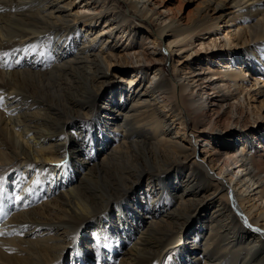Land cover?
I'll list each match as a JSON object with an SVG mask.
<instances>
[{
	"label": "bare ground",
	"instance_id": "6f19581e",
	"mask_svg": "<svg viewBox=\"0 0 264 264\" xmlns=\"http://www.w3.org/2000/svg\"><path fill=\"white\" fill-rule=\"evenodd\" d=\"M188 1L0 0V264H264V0Z\"/></svg>",
	"mask_w": 264,
	"mask_h": 264
},
{
	"label": "rangeland",
	"instance_id": "374dc122",
	"mask_svg": "<svg viewBox=\"0 0 264 264\" xmlns=\"http://www.w3.org/2000/svg\"><path fill=\"white\" fill-rule=\"evenodd\" d=\"M163 4H166L167 6L172 8L175 11V14L177 16H179V15L182 16L184 20H187L188 17H191L192 12L194 13L195 3L190 2L188 0H165V1L163 0ZM138 21L143 22L140 19H138ZM144 23L147 24V26H149V24L146 23L145 21H144ZM212 34H214V35L206 34L205 36H200V38H202V39L198 40V38H197L193 42L192 45H189L187 48H185V51H182L181 55H185V54L190 53L191 55L196 56L197 60L195 61L196 64L193 66L194 68L202 67L206 71L209 70V72H214L218 67V65L216 63V59H217V61H218V59H220L219 61H221V62L224 61V59L220 58L221 56L220 57L214 56V57L210 58L212 56L211 55L212 51L222 50V48H221L222 44H221L220 36L215 35V33H212ZM123 42H125V41H123ZM201 42H205V43L201 44ZM219 48H220V50H219ZM168 59L171 60V56H168ZM213 60L215 61V63H213ZM199 63H200V65H197ZM117 65L123 69H126V68L131 69V66H129L125 63V58L120 57L119 59H117ZM222 85H223V83H222ZM221 151L223 152L224 149L222 148ZM11 186L13 187V184H10V186H9L10 188L7 187V189H4L2 191V193H1L2 197L0 198V202L2 201V199H4L7 196V193H9V191L12 190ZM3 192H5V193H3ZM40 193L41 192L39 190H37V191H35V193L33 195V197L37 196V197H34V199L35 198L40 199V200H38V202L45 200L44 198L42 199V197H44V196L42 195V193L41 194ZM32 202H34V200H32ZM36 202L37 201H35V203ZM32 205H34V203H32ZM6 218H7V216L4 215L1 220L4 221Z\"/></svg>",
	"mask_w": 264,
	"mask_h": 264
},
{
	"label": "snow or ice",
	"instance_id": "6c2138e0",
	"mask_svg": "<svg viewBox=\"0 0 264 264\" xmlns=\"http://www.w3.org/2000/svg\"><path fill=\"white\" fill-rule=\"evenodd\" d=\"M249 227H251V226L249 225ZM257 231H259V229H257Z\"/></svg>",
	"mask_w": 264,
	"mask_h": 264
}]
</instances>
